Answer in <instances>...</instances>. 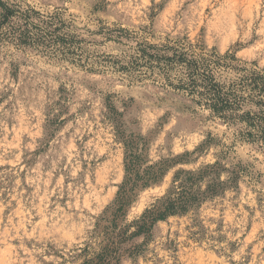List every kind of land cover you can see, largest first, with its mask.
Listing matches in <instances>:
<instances>
[{
  "label": "rangeland",
  "instance_id": "rangeland-1",
  "mask_svg": "<svg viewBox=\"0 0 264 264\" xmlns=\"http://www.w3.org/2000/svg\"><path fill=\"white\" fill-rule=\"evenodd\" d=\"M19 1L66 8L99 53L122 49L87 31L103 20L235 52L264 70V0ZM234 133L181 92L0 42V264L82 263L132 140L141 173L166 166L120 226L155 205L176 172L215 167L195 182L200 200L125 242L119 264H264V146Z\"/></svg>",
  "mask_w": 264,
  "mask_h": 264
},
{
  "label": "trees",
  "instance_id": "trees-1",
  "mask_svg": "<svg viewBox=\"0 0 264 264\" xmlns=\"http://www.w3.org/2000/svg\"><path fill=\"white\" fill-rule=\"evenodd\" d=\"M66 8H36L19 0H0V42L35 52L54 62H64L89 71L125 75L130 81L151 82L181 92L194 103L235 128V139L264 146V70L248 65L235 52H219L184 38H158L149 26L137 29L121 23L98 21L90 34L122 47L119 53L90 50L78 33ZM209 142V141H208ZM137 143L125 145V175L116 197L96 222L93 243L81 248L80 264H119L122 246L148 233L157 220L180 214L198 202L205 191L195 182L215 165L198 172L180 170L174 185L155 205L131 223L120 226L128 206L141 188L158 181L165 166H150L141 173ZM175 182H177L175 184Z\"/></svg>",
  "mask_w": 264,
  "mask_h": 264
}]
</instances>
